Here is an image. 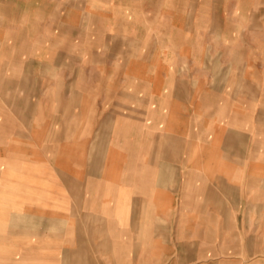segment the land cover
Wrapping results in <instances>:
<instances>
[{"label": "crops", "instance_id": "obj_1", "mask_svg": "<svg viewBox=\"0 0 264 264\" xmlns=\"http://www.w3.org/2000/svg\"><path fill=\"white\" fill-rule=\"evenodd\" d=\"M194 2L161 0L155 27L167 31L149 42L136 32L110 38L104 53L70 52L59 38L53 52L41 45L7 63L0 264H23L37 242L46 252L48 236L59 264H244L241 254L264 253V233L251 231L256 220L264 230V192L253 195L264 160H245L264 156V0ZM242 108L254 110L248 135ZM233 172L246 174V190ZM208 173L228 177L211 185ZM173 204L176 219L204 228L168 227ZM209 251L238 257L201 260Z\"/></svg>", "mask_w": 264, "mask_h": 264}, {"label": "rangeland", "instance_id": "obj_2", "mask_svg": "<svg viewBox=\"0 0 264 264\" xmlns=\"http://www.w3.org/2000/svg\"><path fill=\"white\" fill-rule=\"evenodd\" d=\"M160 2L161 0H0V73H2L0 79L3 74L8 73L7 63L13 62V55L19 53L34 54L41 45L51 48L49 51L53 52L59 47V38L64 44L62 46L70 52H88L92 47L96 52L104 53V46L108 43L113 44L110 38L117 37L119 40L121 36H134L136 32H139L140 36L146 39V42H149L153 36L167 31L166 28L157 29L155 27L157 20L161 24L166 19V12L162 10L164 6ZM209 2L210 4L214 3V0H209ZM136 4L138 5L136 6ZM154 8L159 11L155 12ZM137 25L140 27V31L135 29ZM106 42L108 43L106 44ZM42 96H46V94L43 93ZM240 110L241 113L245 114V117H242L244 125L240 127H243L242 132L248 135L250 134L249 129L253 126L251 116H253L252 111L254 110L247 108ZM207 112L214 118L215 109H208ZM209 123L208 135L215 130L216 119H211ZM197 145H199V142H197ZM212 145H214V142H212ZM238 148L243 149V146ZM245 160L247 165L251 164L250 160H254L253 163L259 164L264 160V156L250 159L245 157ZM209 168H211L210 162ZM232 176L228 180L234 186L243 187V190H246L247 182H242V180H246V174L233 172ZM215 177L226 179L228 176L224 173H208V182L211 185L216 184ZM255 180H257L255 184L257 187L253 189V195H262L264 184L262 183L260 186L259 181H264V173L257 172ZM180 208V205L173 204V219L167 221L168 227L175 229L180 222L181 227H184L185 230H191L193 233L198 234L204 228V225H201L204 222L200 220L179 221L176 218L183 216L180 213ZM208 216H210V212ZM144 217H147V215H144ZM154 223L155 221L146 219L139 222L140 226L142 224L144 228H152ZM262 224L264 228V221H262ZM209 225L210 230L217 231L215 221L209 222ZM251 231L252 234L256 232L259 236H263L264 233V230L260 229L257 220L256 230L253 228ZM240 232H242V229H240ZM33 240L37 241L38 238H33ZM192 241L200 242L201 239L195 236L192 237ZM230 242L231 237L226 238L225 245H231ZM202 243L204 245V242ZM33 245H35V242H33ZM214 246V242L213 244L208 243L207 248ZM35 248H39L38 242L33 249L31 248L30 252L24 254L23 258L19 257L17 253L11 254V256L18 258V261L21 258L24 261L23 264H59V239L48 236L46 252H35ZM144 256L148 259L149 255L144 253ZM237 257L230 253L223 254L219 251L212 253L209 251L206 255L204 254L201 260L215 262L223 258ZM243 257L241 254L239 261L244 264L259 258L262 259L261 264H264V253L255 259L249 256L246 259ZM9 263L11 262L9 261Z\"/></svg>", "mask_w": 264, "mask_h": 264}]
</instances>
